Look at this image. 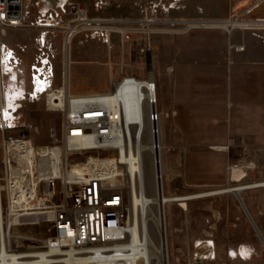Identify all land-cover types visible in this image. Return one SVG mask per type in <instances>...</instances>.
Returning <instances> with one entry per match:
<instances>
[{
    "label": "rangeland",
    "instance_id": "1",
    "mask_svg": "<svg viewBox=\"0 0 264 264\" xmlns=\"http://www.w3.org/2000/svg\"><path fill=\"white\" fill-rule=\"evenodd\" d=\"M66 1L72 2L74 8L65 5L64 25H72L73 20L78 22L77 10L80 8L89 19H100L101 25L111 24L133 30L124 35L111 32L109 37L103 30H82L73 40L82 53L90 54L92 58L88 60L89 57L84 56L81 64L87 70H92L84 81L87 85H83L87 92L109 90L112 78L121 79L125 75L146 78L152 69L153 78L157 81L158 110L169 112L164 118L167 148L164 194L199 195L227 186L228 161H240L243 149H246V165L233 168L229 184L250 185L264 180V117L257 119L259 124L255 134H239L233 128L231 130L230 80L227 78L225 60L231 33L222 28L189 27L190 23L217 24L229 20L264 19V0ZM56 8V0H24L22 24L5 27L0 31V41L13 47H25L21 56L26 71L36 52V37L45 30L52 33V29L45 25V20L49 14L59 12ZM39 17L45 20L40 21ZM143 23L156 32L147 34L141 31ZM85 24L97 26L94 20ZM188 30L196 34L188 37L190 44H187L188 48L184 51L187 64L185 73L190 76L183 87V99L175 106L178 109L175 115L171 114V110L176 57L178 64L181 61L175 40ZM235 30L248 33L257 45L264 46V39L257 36L264 35V32L248 28ZM62 37L63 30H56L54 64L57 84L63 72ZM71 48L73 52L75 46ZM145 48H149L147 53L142 52ZM208 50L210 54L207 59L205 53ZM101 54L102 58L99 57ZM159 57L163 58L164 71H158ZM75 68L76 65H72L70 70L72 93L81 84L75 77ZM258 88L264 91V83H258ZM21 104L16 112L17 124L33 130L35 143H49L48 129L59 125L58 117L46 111L43 102L22 100ZM261 105L264 106V97ZM260 113L264 114V110ZM229 127L232 132L228 131ZM229 136L238 138L242 147L231 145L228 151L211 148L213 144L227 143ZM18 146L16 144L12 148ZM100 155L108 157L111 154L101 152ZM126 191L128 222L131 214L129 192ZM240 195L262 237L256 233L238 199L231 192L187 200L186 209L177 205V202L167 203L169 264H264V186H250L241 190ZM48 227L49 224L41 223L15 227L12 231L45 237L48 235ZM249 251L250 258L244 259L241 253Z\"/></svg>",
    "mask_w": 264,
    "mask_h": 264
},
{
    "label": "bare ground",
    "instance_id": "2",
    "mask_svg": "<svg viewBox=\"0 0 264 264\" xmlns=\"http://www.w3.org/2000/svg\"><path fill=\"white\" fill-rule=\"evenodd\" d=\"M16 1L19 2L21 12V1ZM77 14L79 27L70 24L65 26L67 28L65 52L67 51L66 75L69 76L68 78H70V63L72 61V41L77 33L82 30H103L109 37L111 32H118L122 35L133 32L132 29L111 26V24L101 25L100 19H89L82 9L77 10ZM17 20L21 21L22 17H18ZM92 20L96 21L97 26L85 24ZM147 21L142 20V22ZM251 25H264V21L236 20L232 22V20H229L217 24L190 23L189 27H220L231 31L235 28L246 29ZM141 31L147 34L156 32L149 28L148 24L144 25ZM106 41L108 42V39ZM234 48L235 50H242L243 45H236ZM151 70L150 68L149 75L146 78H137L131 75H125L121 79L112 78L110 89L106 92L79 94L77 101L74 103L76 107H79V110H99L100 113L95 115L108 119L110 124L107 125L108 135H98L96 138L87 141L86 144L105 147L104 152L111 155L108 157L101 156V151L93 153L87 161H81L77 172L81 174L88 169L97 175L102 186L109 188L119 183L127 189L131 214L130 220L126 224L124 240L116 242L115 250H111L106 255H97L93 258L84 257L78 264H166V260L169 264L165 210L167 203L177 202V205L186 209V200L227 192H231L236 196L241 190L250 186H264V181L250 185L233 186L229 184L233 168L246 165L244 160L246 150H244L240 161H236V163L232 160L228 161L226 168L227 186L199 195L176 196L164 194L163 177L166 174L167 150L164 139V118L167 114L169 115V112L163 113L157 110V119L152 121L150 118L151 112L158 109L156 84ZM69 80L65 76V84L59 87V93L65 99L70 92ZM90 106L91 108H89ZM173 113L174 111L171 110V114ZM93 116L94 114L90 115V117ZM6 118H11V115H7L3 111L2 119L6 120ZM10 128L7 130L9 135L15 131L13 126ZM16 144L19 146L15 149L12 148ZM214 148L216 150L226 149L225 146H215ZM49 151L54 159H58L62 153V148L56 146L49 149ZM40 155H42L39 158L41 161L48 159L44 152ZM36 158L34 148L30 145L28 132L24 140L20 142L10 139L5 149L4 166L2 167L0 164V200L1 190L4 188L9 201L21 206L23 198L20 195L19 186L22 183L18 179H26L30 187L34 184V188H36L38 183L35 176L37 177L38 173L33 170L34 159ZM58 169V167H54L53 170H48L45 173L41 172L40 176L41 178H48L47 175H50L49 178L51 179L47 180L48 184L52 187L54 185L58 186L59 181L56 180L59 174ZM3 177L6 180L5 183L1 182ZM28 200L27 205L30 208H36V203L41 205L43 202L42 198H35L34 196L32 199L28 198ZM10 216L8 224L13 223L14 226L12 225L8 233V226L4 224L8 217L2 212L0 206V264H31V261L35 260L32 256L35 255V252H27L26 250L13 252L11 246L7 245L9 239L11 245L13 238L17 240V238L29 236L12 231L13 228L20 227L23 220L17 214ZM50 216L51 214L48 215V217ZM28 218L29 222L36 219L33 213ZM26 226L35 225L28 223ZM18 257L21 259H16ZM27 257L31 259H26ZM73 259L74 247H71V245L60 246L59 256H53V253L48 252V247H41L38 250L36 264H62Z\"/></svg>",
    "mask_w": 264,
    "mask_h": 264
},
{
    "label": "built area",
    "instance_id": "3",
    "mask_svg": "<svg viewBox=\"0 0 264 264\" xmlns=\"http://www.w3.org/2000/svg\"><path fill=\"white\" fill-rule=\"evenodd\" d=\"M20 1L22 4L21 12L18 1L0 0V31L5 27L22 24L24 0ZM56 5L58 8L56 10L59 12L54 15L49 14V18L46 20L39 17L40 21H46L45 25L52 29V33L45 30L36 37V52L28 71L23 66L21 56L25 47H13L0 41V164L2 167L4 166L5 149L10 139L20 142L24 140L28 132L37 156L34 159L33 170L38 173V178L35 176L38 183L36 188H34V184L30 187L26 179H18L22 183L19 186L20 195L23 198L21 206L10 202L6 190L4 188L1 190L0 206L2 212L8 217L4 224L8 226L7 232L9 233L12 225L14 226L13 223L8 224L10 215L15 216L16 214L23 220L21 226H26L28 223L30 225L49 224L48 235L45 237L27 235L28 237L17 238L16 240L11 236L13 238L11 245L10 239L7 240V245L11 246L13 252L22 250L35 252V255H32L35 260L31 261V264H36L38 250L41 247H48V252L53 253V256H59L62 245L74 247V259L67 260V263L62 264H78L84 257L93 258L97 255H106L111 250H115L116 242L124 240V232L127 226L126 189L119 183L109 188L102 186L97 175L88 169L81 174L77 172L81 161H87L93 153L104 152L105 147L96 144L89 145L86 142L98 135H108L107 125L110 124L108 119L95 115L100 113L99 110H79V107L74 105L79 94L72 93L70 90L65 99L59 93V87L65 84L67 28L63 24V13L66 12L65 5L71 6V8L74 6L72 2L66 0H56ZM18 17H22V20H17ZM255 20L264 21V19ZM74 22L75 20H73L72 25L79 27L78 22ZM59 29L63 30V72L61 80L57 84L54 41L56 30ZM248 29L264 32V25H251ZM257 36L264 39V35L259 34ZM148 50L149 48H145L142 49V52L147 53ZM171 69L169 70L171 71ZM22 100L31 103L43 102L45 110L58 117L59 125L50 126L48 129L49 143H35L32 135L33 130L17 124L16 112L18 107L22 105ZM157 110L155 109L150 114L152 121L157 119ZM3 111L7 115H11V118L3 120ZM91 114L94 116L90 117ZM11 126L15 128V131L9 135L7 130L11 129ZM56 146L62 148V153L58 159H54L49 151ZM43 152L46 154L45 156H48L45 161L39 159ZM54 167L59 168V174L56 177L59 183L58 186L52 187L47 182L51 179L49 178L50 175H47L48 178H41L40 173L53 170ZM5 181L3 177L1 182L5 183ZM33 196L43 199L41 205L36 203V208H30L27 205L28 198L32 199ZM32 213L36 219L29 222L28 217ZM50 214L51 216L48 217ZM26 259L31 258L27 257Z\"/></svg>",
    "mask_w": 264,
    "mask_h": 264
},
{
    "label": "crops",
    "instance_id": "4",
    "mask_svg": "<svg viewBox=\"0 0 264 264\" xmlns=\"http://www.w3.org/2000/svg\"><path fill=\"white\" fill-rule=\"evenodd\" d=\"M202 28H211V27H202ZM213 28H220V27H213ZM189 30L179 35L180 37H178V39L175 40L176 45L178 44L179 46V54L181 56L180 57L181 61L179 64L176 57L177 66H175L176 68L174 75V86L172 91V100H173L172 110L174 111L173 114L175 115L178 113L177 112L178 109L175 106L176 104L178 105V102H181V100L183 99V87L185 86V81L186 80L188 81L190 76L188 74L187 77L185 73V67H187V64L185 62L186 54L184 53V51L187 50L188 48L187 44H190V42H188L189 40L188 37L191 36L194 37L196 34L194 35L193 34L194 31H189ZM227 33H231L230 36L231 42H230L229 50L227 48L225 50L226 53L225 60H227L226 62L227 78L229 77L230 80L229 107H230V118H231V130L233 128L235 130L234 132L235 133L238 132L239 134L240 133L255 134L257 133V127L259 124V121L257 119H259V117H264V114L260 113L261 110H264V106L261 105L262 97H264V91H261L262 88L261 89L258 88V83L259 84L264 83V46L257 45L254 39H252V37L246 32H241L239 30L232 29L231 31H227ZM73 43L74 40L72 42V46L74 45L75 49L72 52V48H71L72 61L70 63L71 64L70 70L72 71V65H76L75 77L79 81H81V84L78 85L74 93L77 94L78 93L84 94L83 92L94 93V92H87L86 88H84L83 86V85H87V82L84 81H86V79L90 76L92 70L91 69L87 70L81 65L84 56L85 58H87L88 56L89 57L88 60L92 58L90 54H86L85 52L82 53L79 47H77L76 43L74 44ZM232 44L233 45L241 44L243 45V49L235 50V48L231 46ZM208 53L210 54V51L205 53L207 55V59L209 57ZM99 57L102 58V54L99 55ZM162 62H163V58L159 57L158 71H162V70L164 71L165 65L162 66ZM176 70L178 71L177 73L178 75H176ZM65 76L66 78L69 77L68 75H66V68H65ZM71 76L72 74L70 75L69 84L71 82ZM154 82L156 84V94H157V81L155 80V78H154ZM69 87L72 92L71 84L69 85ZM231 130L229 127L228 131L232 132ZM229 139L227 143L213 144L211 148L216 150L214 148L215 145H220V146L224 145L226 148L225 150L217 149V151H228L231 145L233 146L235 145L236 147H242V144L238 138L234 136H229ZM244 150L246 149H243V151ZM166 173H167V158H166Z\"/></svg>",
    "mask_w": 264,
    "mask_h": 264
},
{
    "label": "water",
    "instance_id": "5",
    "mask_svg": "<svg viewBox=\"0 0 264 264\" xmlns=\"http://www.w3.org/2000/svg\"><path fill=\"white\" fill-rule=\"evenodd\" d=\"M236 196H237V199L239 200L240 205L242 206L243 210L245 211V214L247 215L248 219L250 220V222H251L254 230L259 235V237H262L261 232H260L259 228L257 227L255 221L253 220L250 212L248 211L245 203L243 202V199H242L240 193H237ZM166 264H168V261L167 260H166Z\"/></svg>",
    "mask_w": 264,
    "mask_h": 264
},
{
    "label": "clouds",
    "instance_id": "6",
    "mask_svg": "<svg viewBox=\"0 0 264 264\" xmlns=\"http://www.w3.org/2000/svg\"><path fill=\"white\" fill-rule=\"evenodd\" d=\"M251 256V251L245 253V255L243 256L244 259H249Z\"/></svg>",
    "mask_w": 264,
    "mask_h": 264
},
{
    "label": "snow or ice",
    "instance_id": "7",
    "mask_svg": "<svg viewBox=\"0 0 264 264\" xmlns=\"http://www.w3.org/2000/svg\"><path fill=\"white\" fill-rule=\"evenodd\" d=\"M233 255H235V253H233ZM241 255H242V256H244V255H245V253H244V252H242V253H241Z\"/></svg>",
    "mask_w": 264,
    "mask_h": 264
}]
</instances>
